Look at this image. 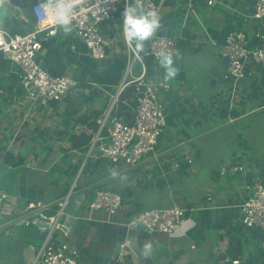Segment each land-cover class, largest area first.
Returning a JSON list of instances; mask_svg holds the SVG:
<instances>
[{
    "label": "crops",
    "instance_id": "obj_1",
    "mask_svg": "<svg viewBox=\"0 0 264 264\" xmlns=\"http://www.w3.org/2000/svg\"><path fill=\"white\" fill-rule=\"evenodd\" d=\"M255 1L218 0L215 6H209L204 0H194L199 18L217 45L199 36L195 21L183 28L182 17L187 0L167 1L160 16L162 27L157 32L183 35L179 54L173 57L174 67L179 72L166 81V70L159 61L149 58L147 65L150 75L171 85V90L163 95L166 126L156 147V157L150 155L141 166L121 173H115L104 159L94 155L88 157L89 148H74L71 141L72 136L87 135L81 130L94 128L93 123L98 128L97 120L108 111L123 83L130 57L123 32L115 33L121 25L104 24L102 31L111 40L106 59L110 58L108 54L127 55L123 76L115 71L117 66L113 69L112 66L104 68L97 65L85 47L78 50L77 46L73 51L71 45H78L77 39L67 41L68 38L57 37L53 40V43L66 42V45L62 48L61 64L51 61L50 65L56 72L77 79L80 87L71 91L64 101L53 102L48 107L29 109L28 105H21L17 108L18 101L23 100L22 71L16 63L8 61V70H0V164L4 162L2 153L10 152L13 154L10 160L14 164H2L20 171L15 194L9 195V201L0 212V264H40L35 263V259L45 238L39 231L41 222H23L27 217L24 212L36 207L45 213L55 205L61 193L70 188L78 174L77 187L91 188L86 192L89 194L87 200L103 184L109 190L124 192L118 223L146 208L155 207L154 203L196 209L188 213L186 224L176 236L150 235L137 230L132 233L124 250L121 245L126 242L127 231L123 225L79 220L69 237L62 231L66 239L62 240L77 250L80 264H233L235 259L246 264H264V233L242 223L240 208L252 194L247 186L252 188L264 182V157L251 154L243 162L241 155L232 154L222 159L223 162L210 166L207 155L208 141L215 134L243 123H249L250 129L254 128L247 134L246 147L249 148L246 150L252 153L261 151L256 149V135L260 133L259 120L264 117V67L249 65L247 78L250 79L235 85L232 80L224 79L228 64L220 58L229 32L241 30L249 38L255 36L257 29L264 33V21L258 22L250 17ZM28 13L20 10L18 16H13L28 21ZM208 47L215 52L214 61L225 66L221 67V76H213L210 91L197 84L196 79L201 80L197 66L192 69L193 81L190 74L186 78L185 68L177 59L189 49L199 54ZM43 56L42 53L44 59ZM138 72L139 67L134 64L133 73ZM12 87L14 91H11ZM233 90H236L235 94ZM74 94L80 99H73ZM134 115V107L131 106L123 113L122 120L131 122ZM110 130L111 123L103 131L104 142L109 141ZM239 133L244 135L242 129ZM190 152L191 162L187 158ZM182 159H186L187 164L182 163ZM196 162L199 163V171L193 167ZM177 164H180L179 168H176ZM86 166L88 170L84 175ZM240 167L242 171L236 170ZM182 168L187 173L199 172L201 175L204 172L203 186L197 189L200 193L196 194L194 202L189 200L195 195L190 194L188 186L187 196L182 193L184 186L190 183L178 176ZM248 172L250 176L247 179ZM96 217L101 219L99 214ZM56 237L61 241L58 235ZM147 243L152 244L153 251L145 259L141 252ZM222 253L225 254L224 259L221 258Z\"/></svg>",
    "mask_w": 264,
    "mask_h": 264
},
{
    "label": "built area",
    "instance_id": "obj_2",
    "mask_svg": "<svg viewBox=\"0 0 264 264\" xmlns=\"http://www.w3.org/2000/svg\"><path fill=\"white\" fill-rule=\"evenodd\" d=\"M168 0H140L145 12L155 8L161 16ZM209 6H215L218 0H204ZM43 0H34L29 13L35 21V28L25 34L11 35L0 28V54L3 59L16 63L21 68V85L23 100H19L17 106L28 105L29 109L36 107H48L53 102H62L73 90H78L80 82L74 77L65 75H53L44 66L41 57L45 43L53 41L57 37L77 39L88 54L96 61L107 58V49L111 40L102 31V25L111 23L113 27H123V12L127 3L133 0H74L76 14L73 18V31L65 33L64 29H57L51 20L47 19L38 9ZM252 19L264 21V0H256L250 16ZM196 22L199 29L197 33L203 40L217 45V41L211 35L205 23L199 18L194 7V0H187L186 8L182 17L183 28L189 27L191 22ZM124 37V32L122 33ZM180 36L162 35L157 31L153 37L144 41L145 51L134 52L135 41L127 46L130 63L127 73L120 85L117 94L114 95L112 104L108 111L101 116L98 128H84L81 132L92 137L88 157L94 155L96 158L104 159L112 166L115 173H121L137 168L143 164L150 155L156 157V147L166 126V112L163 104V95L171 90V85L149 74L146 59L151 58L158 61L161 51L172 52L173 56L179 54ZM255 38L260 46H253L250 38L241 30L229 32L223 45L222 56L228 58L225 80H232L236 85L250 74L249 63L258 67H264V33L261 29L255 32ZM73 51L77 49L72 44ZM147 52V54H145ZM137 64L139 72L133 73V66ZM135 87L136 104L134 106V119L131 122L114 117L112 111L120 95L127 87ZM236 90H233V94ZM235 96V95H233ZM111 123L109 141L104 142L103 131ZM192 152L188 153L189 162ZM180 164L176 165L179 168ZM243 170L242 167L236 168ZM75 179L70 192L63 196L57 203V211L48 216L42 213L49 222H41L40 231L45 234L39 254L35 263L40 264H80L77 250L69 243L60 241L56 237V231L61 230L69 237L74 226L79 220H100L108 224L123 225L127 231L126 242L123 243L124 250L132 233L142 230L147 234L162 233L176 236L183 229L187 221L188 213L196 209L182 206L152 207L146 208L125 222L118 223V215L122 208L123 198L120 193L98 188L95 190L94 198L85 206L80 203L75 213L74 221H61L65 206L70 200L71 194L77 187ZM252 190L251 196L240 205L242 212V223L249 228H255L264 232V182L247 186ZM9 195L5 189L0 188V212ZM211 200V197H208ZM205 208H207L205 206ZM99 214L101 219L96 215ZM233 264H246L235 259Z\"/></svg>",
    "mask_w": 264,
    "mask_h": 264
},
{
    "label": "rangeland",
    "instance_id": "obj_3",
    "mask_svg": "<svg viewBox=\"0 0 264 264\" xmlns=\"http://www.w3.org/2000/svg\"><path fill=\"white\" fill-rule=\"evenodd\" d=\"M0 10H2V12L7 11L11 15L18 16V14H20V10H22V9L15 6V4H12V2L10 0H5V3L3 4L2 7H0ZM121 32H123L122 26L115 29V33L120 34ZM209 45L213 46L212 44H209ZM213 47H215V46H213ZM217 49H218V51H221V48H217ZM188 51L189 52H187L186 54H183V56H182V54H180L177 57V59L181 61L180 63L185 68L186 78L188 77V74H190V77H191L193 67L197 66V70L199 71V78L201 79V80L196 79L197 84L202 85V87L205 88L204 90H206V88H208L210 91L213 78L217 77L218 75L221 76V74L223 73L221 67H225V66H223V65L219 66L218 63H216L214 61V58H215L214 53L215 52L210 51L209 47L204 48L203 52H200L199 54H197L198 52L191 51V49H189ZM126 56H123L121 54H115V55H113V54L109 55L108 54V57H110V58H108L106 60L97 61V65H99L100 67L103 66L104 68H108L109 66H112L113 69H115V67L117 66L118 68L115 69V71L116 72L119 71L121 73V75L123 76V75H125L124 65L126 63ZM145 59H146L147 65H149L148 64L149 58H145ZM213 66H215V68ZM217 72H219V73H217ZM247 79H250V78L248 77ZM193 81H194V79H193ZM243 81H245V80H243ZM75 97H76L75 94L72 95L73 99ZM75 99L78 100L80 98L76 97ZM18 106H17V108H18ZM255 121H258V120H255ZM248 124L249 123H245V124L243 123L242 125L233 126L229 129L223 131V132L215 134L211 138V140L208 141L209 146H207L208 147L207 155L210 157V159H209L210 160V163H209L210 166H212V164L214 165V164H218L220 162H223L222 159L225 160L229 156H231L232 154L241 155V157H242L241 160L243 162H246L248 160V157L251 156V154L264 157V117H262L259 120V124H258L259 126L258 127L260 130V133L256 135V139L258 141L256 149L261 150V151H255L254 153H252L251 151L248 152V150H246V148H249V147H246V143H247V139H248L247 134L249 131L252 133L254 130V128L250 129L249 126H247ZM245 127H247V128H245ZM240 129H242L244 135H241L239 133ZM181 162L184 164L185 163L187 164L186 159H182ZM107 163H108L109 168H110V163L109 162H107ZM198 165H199V163L196 162L193 164V167L196 166L198 171H199ZM87 170H88V167L86 166V168L84 169V172H83L84 175L86 174ZM19 171L20 170L16 171L15 169H11L8 165L0 164V180H1L0 181V188L5 189L8 193V195H10V196L15 194V189H16L15 183L18 181L17 176L19 174ZM203 173L204 172H202L201 175H199V172L198 173H193V172L187 173L184 168L180 169V171H178V173H177L178 176H180V177L182 176L186 180V182H190L189 184L185 183L186 185L182 189V191H183L182 193H184L185 197L187 196L186 186H188L191 189L190 194H193L195 196L190 197V199H189L190 201H193V202L196 201V194L200 193V190H197V189H199L200 186H203V185H201L202 180L204 179ZM84 175H82V176H84ZM10 182H13V183H10ZM72 185L70 186V189H71ZM94 195H95V192L93 191L91 194V199L86 200L84 203V206L94 198ZM168 205H170V204L169 203H154L153 206H155V207H167ZM176 206H180V205H176ZM261 232H263V231H261ZM56 235H58V237H59V239H61V241L66 240L63 237V232L61 230H57Z\"/></svg>",
    "mask_w": 264,
    "mask_h": 264
},
{
    "label": "clouds",
    "instance_id": "obj_4",
    "mask_svg": "<svg viewBox=\"0 0 264 264\" xmlns=\"http://www.w3.org/2000/svg\"><path fill=\"white\" fill-rule=\"evenodd\" d=\"M4 3L5 0H0V7ZM37 7L47 19L51 20L58 30L63 28L65 33L73 31L72 22L76 14L74 0H43ZM123 17V32L126 43L131 46L133 41H135L133 51L136 53L145 51L143 42L153 37L156 31L162 27L159 13L155 8L145 12L140 0H133L132 3L126 4ZM2 22V19H0V23ZM158 61L166 70L164 77L166 81L178 75L179 69L174 67L175 61L173 60L172 52L161 51L158 55ZM112 175L115 178L116 174L113 173ZM152 251V244L147 243L144 245L141 255L148 259Z\"/></svg>",
    "mask_w": 264,
    "mask_h": 264
},
{
    "label": "trees",
    "instance_id": "obj_5",
    "mask_svg": "<svg viewBox=\"0 0 264 264\" xmlns=\"http://www.w3.org/2000/svg\"><path fill=\"white\" fill-rule=\"evenodd\" d=\"M22 4L24 6V8H31L33 1L34 0H21ZM0 13H2V15H0V19H2V23H0V28H2L3 30L7 31L9 34L11 35H15V34H25L28 31L32 30L35 28V21L32 18L31 14L28 13V21H25L24 19H19L14 17L13 15L9 14L7 11L6 12H2V10H0ZM61 37V36H59ZM249 38V37H248ZM250 39L252 40V45L253 46H260V42L258 41V39L255 38V36H253L252 38L250 37ZM69 39H67V41H69ZM66 42H59L57 41L56 43H53V41H49L48 43H45L44 48L42 50L43 55H45L44 57V66L46 68H49V70L51 71V74L53 75H62L61 73L56 72L53 68V65H50V62L52 61H56V63L58 64V62L61 64L60 59L62 57V48L65 47ZM78 50H82V48L84 47L83 44H81L78 41ZM182 46V45H180ZM46 49V51H45ZM45 51V54H44ZM59 64V65H60ZM9 63L8 61L3 59V56L0 54V70L2 71H6L8 70ZM11 91H14L13 87L11 88ZM124 102H127V105L124 104ZM136 104V99H135V88L133 86L131 87H127L122 94L120 95L117 104L115 105L114 109H113V116L117 117L119 119H123L122 115L123 113L127 110L130 109V107H134ZM94 128H97V124L93 123ZM92 137L89 135H80V136H72L71 137V141H72V145L74 148H84V149H88L90 147V143H91ZM3 161L2 163H10L11 165L14 164V162H11L10 159H13V154L10 152H3ZM1 163V164H2ZM99 188L102 189H107L104 184L100 185ZM122 198H124V192H120ZM57 205H53L50 209L46 210L45 213L48 216H52L55 214V212L57 211ZM234 228L231 229V231L233 232ZM43 234V233H42ZM45 237V234H43V238Z\"/></svg>",
    "mask_w": 264,
    "mask_h": 264
},
{
    "label": "water",
    "instance_id": "obj_6",
    "mask_svg": "<svg viewBox=\"0 0 264 264\" xmlns=\"http://www.w3.org/2000/svg\"><path fill=\"white\" fill-rule=\"evenodd\" d=\"M12 2V4H15V6L19 7L22 9V11L24 13H26V10L29 12L30 9L29 8H24L22 1L21 0H10ZM220 58L223 60L224 64H228V58L223 57L222 55L220 56ZM248 65H251V63H249ZM250 176V172L247 173V179ZM91 188H86L83 189L81 187H76L73 191V193L71 194L70 200L68 201L67 205L65 206V213L61 219V221L63 222L64 220H66L67 216L68 220L70 222L74 221V215L79 207L80 203H84L87 198L88 195L86 192L89 191ZM70 192V188L66 189L63 193H61V195L57 198V201L55 202V204L65 195H67ZM24 215H27L26 219L23 221H28V222H32V221H40V222H49V219H46L45 217H43L42 213L38 211V209L36 207H30L28 208L25 212ZM40 225V224H39ZM223 257V258H222ZM221 258L224 259L225 258V254L222 253Z\"/></svg>",
    "mask_w": 264,
    "mask_h": 264
}]
</instances>
